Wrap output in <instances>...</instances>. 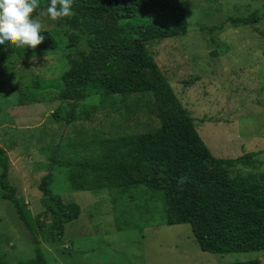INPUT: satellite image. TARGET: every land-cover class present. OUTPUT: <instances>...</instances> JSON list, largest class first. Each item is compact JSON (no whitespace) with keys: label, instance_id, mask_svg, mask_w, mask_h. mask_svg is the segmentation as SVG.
Listing matches in <instances>:
<instances>
[{"label":"rangeland","instance_id":"374dc122","mask_svg":"<svg viewBox=\"0 0 264 264\" xmlns=\"http://www.w3.org/2000/svg\"><path fill=\"white\" fill-rule=\"evenodd\" d=\"M180 1L186 7L187 34L156 42L148 49L183 106L191 110L197 133L211 154L235 159L257 153L254 166L235 165L231 173H254L264 188V0ZM163 3L156 1L154 10L167 9ZM254 11L256 22L232 25L231 19L250 18ZM40 21L42 30L58 28L59 22L47 16ZM213 27L221 28L214 32L216 41L228 46L223 56L210 54L215 48L206 42L203 30ZM79 48L86 50L84 44ZM48 52L40 56L36 48L0 45V147L7 156V180L33 215L43 211L39 184L50 169L49 157L57 147L64 151L62 145L68 137L80 140L86 131L90 137L117 136L159 127L152 96L147 93L124 100L117 97L106 107L93 110L100 104L94 96L78 109L90 111L89 117L82 116L69 125L58 121L52 112L60 104L56 95L68 69L65 55L74 50L63 44ZM191 78L198 80L185 86L184 81ZM51 174V193L63 204H77L79 216L65 224L60 240L50 245L41 242L40 253L47 264H222L246 260L264 264V251L225 255L200 251L190 225L164 223L159 194L141 187L120 194L117 190L74 189V184L95 185L96 175L90 170L53 167ZM24 232L11 203L0 197V251L7 264L34 257L37 247Z\"/></svg>","mask_w":264,"mask_h":264},{"label":"trees","instance_id":"16d2710c","mask_svg":"<svg viewBox=\"0 0 264 264\" xmlns=\"http://www.w3.org/2000/svg\"><path fill=\"white\" fill-rule=\"evenodd\" d=\"M156 1L166 2L167 9L154 10ZM49 3L39 0L36 13L46 10ZM72 11V17L58 21V28L42 30L44 41L36 47L40 56L63 44L74 50L65 55L68 69L60 79L62 87L56 95L60 104L53 117L69 125L82 116L89 117L90 111H78L88 98L99 97L100 104L91 108L95 110L117 97L124 100L147 93L152 96L159 127L151 132L106 137H90L86 131L80 140L68 137L65 143L60 141L64 151L57 147L49 157L50 169L39 184L43 211L36 215L10 186L7 156L0 147V197L11 203L21 230L29 233V241L37 247L34 257L20 264H47L40 253L41 242L50 245L60 240L65 224L79 216L77 204H63L51 193L53 167L90 170L96 175L95 185H72L77 190H117L120 194L141 187L159 194L164 223L190 225L202 252L264 251V188L254 173H231L235 165L254 166L257 153L215 158L198 135L191 110L183 106L148 49L156 42L187 34L185 5L180 0H73ZM256 21V11L250 18L231 19L235 26ZM220 29L203 30L206 42L215 48L212 57L228 52V46H220L214 37ZM80 44L86 50H80ZM2 75L0 69V79ZM197 80L191 78L184 85ZM0 264H7L1 251Z\"/></svg>","mask_w":264,"mask_h":264},{"label":"clouds","instance_id":"9594fccd","mask_svg":"<svg viewBox=\"0 0 264 264\" xmlns=\"http://www.w3.org/2000/svg\"><path fill=\"white\" fill-rule=\"evenodd\" d=\"M73 0H50L46 10L35 16L39 0H0V45L35 49L43 43L40 17L52 21L70 18Z\"/></svg>","mask_w":264,"mask_h":264}]
</instances>
